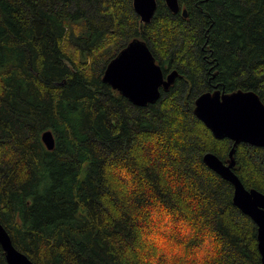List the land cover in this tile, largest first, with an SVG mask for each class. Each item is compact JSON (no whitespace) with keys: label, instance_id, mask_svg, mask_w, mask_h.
<instances>
[{"label":"trees","instance_id":"obj_1","mask_svg":"<svg viewBox=\"0 0 264 264\" xmlns=\"http://www.w3.org/2000/svg\"><path fill=\"white\" fill-rule=\"evenodd\" d=\"M179 1L187 17L157 0L142 24L133 0H0V222L36 264L260 263L256 223L203 159L232 142L194 109L217 89L264 103V0ZM135 38L179 72L145 107L102 80ZM235 160L264 193V148Z\"/></svg>","mask_w":264,"mask_h":264},{"label":"water","instance_id":"obj_2","mask_svg":"<svg viewBox=\"0 0 264 264\" xmlns=\"http://www.w3.org/2000/svg\"><path fill=\"white\" fill-rule=\"evenodd\" d=\"M163 1L172 13L182 11L185 17L188 16L179 0ZM133 6L141 23L148 24L156 12L157 0H133ZM178 76L177 70L165 76L147 42L135 38L108 64L102 80L134 105L145 107L157 102L161 90L168 91ZM194 114L216 139L232 142L226 162L216 154L206 153L204 163L233 185L234 205L256 223L261 254L259 264H264V193L254 188L247 189L233 170L236 166V148L240 144L264 148V103L254 91L239 90L227 94L217 89L197 97ZM42 142L49 151L55 148V137L51 130L42 134ZM0 244L9 264H36L14 245L1 222Z\"/></svg>","mask_w":264,"mask_h":264},{"label":"rangeland","instance_id":"obj_3","mask_svg":"<svg viewBox=\"0 0 264 264\" xmlns=\"http://www.w3.org/2000/svg\"><path fill=\"white\" fill-rule=\"evenodd\" d=\"M165 229L162 227H160V229H158L157 231H151L148 233L149 239L151 241V243L156 244L158 241L162 240L165 235ZM168 235V234H167ZM167 237V236H166ZM168 239H170V237H168ZM160 245V244H159Z\"/></svg>","mask_w":264,"mask_h":264},{"label":"flooded vegetation","instance_id":"obj_4","mask_svg":"<svg viewBox=\"0 0 264 264\" xmlns=\"http://www.w3.org/2000/svg\"><path fill=\"white\" fill-rule=\"evenodd\" d=\"M180 5H181V4H180ZM181 7H182V6H181ZM182 9H183V7H182ZM180 12H182V11H180ZM182 13H183V12H182ZM171 72H173V71H171ZM171 72H169V73H171ZM169 73H167L166 75H168ZM166 75H165V76H166Z\"/></svg>","mask_w":264,"mask_h":264}]
</instances>
